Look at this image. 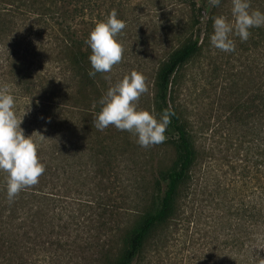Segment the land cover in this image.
I'll use <instances>...</instances> for the list:
<instances>
[{"label": "rangeland", "instance_id": "obj_1", "mask_svg": "<svg viewBox=\"0 0 264 264\" xmlns=\"http://www.w3.org/2000/svg\"><path fill=\"white\" fill-rule=\"evenodd\" d=\"M109 5L116 9L117 18L126 22L117 37L125 49L123 60L110 73L90 77L89 72L94 69L89 54L79 64L70 63V59L64 83L72 129L67 138L68 162L75 165L82 161L95 170V164H91L94 161L98 169L89 171L88 179L83 180L77 179L76 167H72L69 175L74 176V183L66 185L67 192L61 189V179L55 181L53 192L60 198L56 203L59 207L71 204L72 209L61 214L51 234L42 237L47 241L44 245L51 247L48 245L52 242L54 250H41L35 264H52L51 259H60V264H116L131 230L159 207L166 174L178 162L176 131L169 124L163 143L143 148L137 137L127 131L114 126L104 131L95 129L94 119L102 110L100 100L108 89L133 70L142 73L149 86L138 108L150 112L154 109L160 119L163 110L158 98V73L175 49L196 36L199 51L179 68L171 87V96L195 147V160L177 189L171 215L152 230L133 264L242 262L249 255V245L262 243L264 229V217L257 218L264 197V139L260 133L264 123L258 115L245 117L252 112L245 109L250 105L253 88L262 83L264 43L253 47L251 36L242 41L233 34L230 38L236 45L234 52L213 47L210 38L214 34V18L225 16L231 21L232 0H224L218 6L210 0H195L194 5L188 0H114ZM251 10L264 13V7L251 5ZM98 17L105 19L106 14L99 13ZM78 20L79 17L70 22L72 29ZM39 34L35 28L28 32L34 37L25 42L30 41L29 47L41 52L38 64L51 69L56 54L38 48L40 43L46 48L44 41L37 40ZM74 49L79 57V52L84 51V47ZM15 107L19 108L17 117L25 118V135L34 133L33 140L37 144L43 142L39 126L28 124L35 110H24L25 114L19 101ZM99 132L102 139L113 143L94 157L91 150L100 147L92 139ZM81 140L89 141L88 145H78ZM108 149L112 156H107ZM76 198L81 202H100L102 207L91 216L93 209L75 202ZM77 207H82V213L87 211L86 215L94 221L75 225L72 216L79 218ZM102 208L107 212L100 218L98 212ZM250 211L258 222L248 223L246 213ZM103 219L107 223L96 228ZM55 245L60 247L57 252Z\"/></svg>", "mask_w": 264, "mask_h": 264}, {"label": "trees", "instance_id": "obj_2", "mask_svg": "<svg viewBox=\"0 0 264 264\" xmlns=\"http://www.w3.org/2000/svg\"><path fill=\"white\" fill-rule=\"evenodd\" d=\"M109 1L114 0H0V87L3 88L5 85L9 87L15 103L20 102L23 112L35 110L28 124L39 126L38 130L45 137L42 139L43 142L38 144V155L46 166V171L40 177L39 183L21 191L12 202L7 198V173L0 171V264H35V257L41 250L53 249L52 242L48 245L51 247L47 248L44 245L47 241L42 237L51 234L54 223L61 219V214L72 209L71 204L59 207L56 203L60 198H56V193L53 192L55 181L59 182L61 179V189L67 192L66 185L69 182L74 183V176L69 175L72 167H76L77 179L85 178L83 180L88 179L86 176L89 171L98 169V164L94 161L91 164H95L93 165L95 170H90L82 161H78L75 165H70L68 162L67 138L72 129L70 116L67 115L69 110L67 101L65 102L67 90L64 83L66 64L70 59L72 60L70 63L79 64L82 57L89 54V59L92 54L86 41L96 24L106 21L114 9L113 5H109ZM188 1L194 5L195 0ZM223 1L220 0V3ZM250 4L262 9L264 0H250ZM101 7L104 8L102 12ZM99 13L106 14L105 19H99ZM78 17L80 20L72 29L70 22ZM35 28H38L40 33V39L37 40L46 43V48H42L41 43L38 48L42 52L56 54L55 66L51 69H43L38 64V56L41 52L34 49L35 47H29L30 41L25 42L28 38L34 37L29 36L28 32H33ZM250 32L253 47L264 43V27H253ZM42 35L44 37L41 39ZM76 47L78 49L84 47V51L79 52L81 58L75 53ZM199 48L198 36L187 39L170 54L158 73L160 107L164 112L171 106L175 113L171 116L170 126L178 136V162L166 174L165 189L160 196L159 207L154 212L146 214L131 230L126 247L116 264H133L152 230L168 219L172 213L177 189L187 178L194 163L195 147L190 133L182 123L175 98L171 96V87L176 72L199 51ZM88 59H85L86 63ZM261 78L262 83L256 89L253 88L250 105L245 109H251L252 112L245 117L254 118L258 115L259 121L264 123V72ZM15 110L17 113L19 108L15 107ZM20 119L23 120L22 128L25 118L22 116ZM24 128L25 126L22 129ZM261 128V138L264 139V125ZM99 134L100 132L95 134L96 137L92 139L100 147L90 149L94 157L101 154L102 148H107L108 144L113 143L104 137L102 139ZM82 142L88 145L89 141L81 140L78 145ZM109 152L108 149L107 156H112L108 155ZM262 166L264 168V161ZM77 179L75 178V182H78ZM47 186L48 189H45ZM262 199L263 204L257 211V218L264 217V197ZM74 201L83 203L80 205H89L88 207L93 209L90 212L91 216L96 213L94 210L102 207L100 202L96 204L92 201L81 202V199L77 198ZM75 210H80V215L79 218L72 216V222L78 227L84 223L89 225L94 221V218L86 215L87 211L82 213V207H77ZM106 212L107 210L102 208L101 212H98L100 218H103ZM246 215L249 217V224L259 220L251 211ZM57 216L60 217L57 218ZM66 223L71 225L69 221ZM106 223L103 219L96 228L101 229ZM55 246V252H57L60 247ZM54 255L57 257V253ZM260 259H264V229H262V243L249 245L247 258L232 264H259ZM51 263L60 264L61 260L51 259Z\"/></svg>", "mask_w": 264, "mask_h": 264}, {"label": "clouds", "instance_id": "obj_3", "mask_svg": "<svg viewBox=\"0 0 264 264\" xmlns=\"http://www.w3.org/2000/svg\"><path fill=\"white\" fill-rule=\"evenodd\" d=\"M213 6H218L220 0H210ZM231 21L225 16L214 18V34L211 36L213 47L234 52L235 43L230 37L234 34L242 41H247L253 27L264 26V13L251 10L250 0H232ZM126 27V22L117 18V11L112 10L106 21L96 24L86 41L92 50L89 57L96 73H110L113 67L123 60L124 46L117 39ZM46 39V38H45ZM110 80V77L106 76ZM149 92L147 78L135 70L108 89L100 100L102 110L94 119V127L104 131L109 126L127 131L137 137V143L143 147L158 145L166 140L165 132L175 115L171 106L165 109L160 119L152 112L139 109L142 95ZM23 120L15 112V99L10 89L5 85L0 89V171L7 173V198L12 202L21 191L39 183L45 173L46 166L38 155V144L33 140V134L26 136L21 128ZM45 137L41 134V139ZM264 264V259L259 260Z\"/></svg>", "mask_w": 264, "mask_h": 264}]
</instances>
